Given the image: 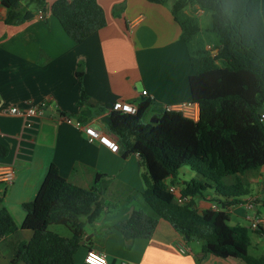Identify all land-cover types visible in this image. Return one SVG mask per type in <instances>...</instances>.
Listing matches in <instances>:
<instances>
[{
  "label": "crops",
  "instance_id": "0c3cea01",
  "mask_svg": "<svg viewBox=\"0 0 264 264\" xmlns=\"http://www.w3.org/2000/svg\"><path fill=\"white\" fill-rule=\"evenodd\" d=\"M54 1L46 0L43 8L28 6L32 18L13 25L4 22L6 8L0 3V107L24 108L27 103L44 99H48L49 105L29 127L21 117L0 114V148L5 153L0 155V166L11 165L14 172L0 207L8 211L20 231L24 218L22 204L35 197L50 164L57 167L65 180L84 188L92 184L96 173H102L109 182L102 196V212L85 230L86 237L93 231L91 235L104 233L110 238L113 225L135 210L130 205L122 218L118 214L109 218L110 195L117 191L122 198L128 197H124L126 192L141 196L144 190L141 160L136 153L122 158L120 150L112 152L98 141L89 142L83 127L66 123L63 116L108 133V114L117 99L138 102L150 98L164 107L188 102L190 49L172 15L175 0H166L164 4L147 0H96L103 10L105 25L80 42L73 41L51 14ZM195 6L193 14L189 7L182 13L198 19L206 10ZM237 7L242 10L241 18L248 14L251 23L264 35V0H240ZM39 9L44 11V18L38 16ZM198 33H203L200 26ZM195 47H202L199 39ZM79 65L83 73L80 84L76 78ZM81 91L88 99L79 106ZM142 91L147 95H142ZM245 176L241 182L247 194L232 204L227 213L232 226L247 227L246 216L250 213L242 202L248 197L255 199L252 215L264 216V165ZM192 180L205 182L200 174L182 167L173 184L180 189ZM166 182L170 183V179ZM220 200L213 188L192 197L198 211L212 209ZM14 212L22 214L18 220L13 218ZM250 231L256 236L254 240L249 236L250 245L264 244V230ZM19 234L28 240L32 232L21 230ZM71 236L70 232V237H63ZM116 239L123 247L121 234ZM182 240L171 224L161 218L152 236L133 240L118 264H244L235 258L212 254H205L197 261L203 242L197 241L200 252L194 253ZM17 241L12 235L0 240V264H9V250ZM90 249L103 252L108 264H116L121 253L106 252L105 248L97 249L93 245Z\"/></svg>",
  "mask_w": 264,
  "mask_h": 264
},
{
  "label": "trees",
  "instance_id": "16d2710c",
  "mask_svg": "<svg viewBox=\"0 0 264 264\" xmlns=\"http://www.w3.org/2000/svg\"><path fill=\"white\" fill-rule=\"evenodd\" d=\"M164 3L166 0H147ZM188 0H175L172 15L181 29V38L189 46L199 31L198 19L182 13ZM209 11L208 31L215 37L214 54L202 47L190 49L191 74L188 77L189 102L199 106V118L190 120L178 111L164 107L156 122H142L144 114L155 104L150 98L140 99L135 115L110 111L107 131L116 137L122 158L136 153L141 160V194L149 209L132 210L113 227L125 242L149 239L159 219L168 221L182 239L202 241L200 260L205 254L235 258L244 264H264V255L248 253V227L229 224L227 213L214 209L198 211L192 197L213 188L228 206L247 194L240 176L264 165V35L251 23L250 16L241 18L240 0H191ZM46 0H0L6 8L4 22L18 24L32 18L27 9L43 8ZM65 33L80 42L105 25V17L96 0H55L50 6ZM82 68L76 71L81 83ZM88 97L81 91L79 106ZM0 155H4L1 152ZM188 167L205 182H185L182 196L190 197L177 204L167 190L178 171ZM234 178L233 182H228ZM105 174L96 173L88 188L65 180L54 164L47 168L35 197L22 204L24 218L21 230L32 232L25 240L11 215L0 207V240L12 235L17 243L9 250V264H74L79 247L90 249L91 237L86 227L93 225L103 208L102 196L107 189ZM1 202V198H0ZM66 226L72 236L66 238L51 232L50 225ZM261 230H264L261 229Z\"/></svg>",
  "mask_w": 264,
  "mask_h": 264
},
{
  "label": "built area",
  "instance_id": "2783aa9c",
  "mask_svg": "<svg viewBox=\"0 0 264 264\" xmlns=\"http://www.w3.org/2000/svg\"><path fill=\"white\" fill-rule=\"evenodd\" d=\"M38 16L40 18H44V11L39 9ZM211 53L214 54V51L211 50ZM142 95H147L146 91H142ZM28 105L24 108H18L16 106L10 107H0V114L9 115V116H18L24 119V125L29 127L34 118L39 117L43 110L47 108L48 99H44L39 101L38 103H27ZM138 104L137 102H131L123 99H117L111 105L110 111H115L123 114L135 115L137 113ZM167 109H173L182 114V116L197 121L199 118V106L197 103L185 102L179 103L175 105L167 106ZM63 120L68 124H74L76 126L83 127L84 134L89 142L98 141L108 147L112 152H117L119 150L117 140L115 136L100 132L94 127L84 124L80 125V123L76 120H73L70 117L63 116ZM260 120L264 122V112L260 114ZM14 172L11 165H3L0 166V198L2 199L5 189L8 185L13 182ZM167 190L172 193L174 201L177 204H185L190 197L182 196L180 193V189H178L175 185L167 183ZM254 201L255 199L252 197H248L244 199L242 205L245 210L250 213L246 216L247 227L250 230L258 231L264 228V216H256L252 215L254 213ZM212 209L217 211H224L225 213H229L232 209L231 205L221 206L220 204L215 205ZM85 264H108L106 255L103 252L96 251L93 249L87 250L84 256ZM122 264H130V263H122Z\"/></svg>",
  "mask_w": 264,
  "mask_h": 264
},
{
  "label": "rangeland",
  "instance_id": "374dc122",
  "mask_svg": "<svg viewBox=\"0 0 264 264\" xmlns=\"http://www.w3.org/2000/svg\"><path fill=\"white\" fill-rule=\"evenodd\" d=\"M186 7H189L190 14H193L195 12V10H196V6L191 0L187 1ZM30 8L32 9L33 6H30ZM198 22H199V26H200V28H201L203 33H198L196 38L192 42L189 43V47L191 49H194L195 43L199 39V41H201V43H202V48L201 49H204V50L206 49L207 51H209V50L211 51L214 48L215 37L210 31H208V29L210 27V23H211L210 12L204 11L203 14H201L198 17ZM11 25H13V24H11ZM206 44H208V46L205 47ZM162 108H164V106L159 105V104H154L153 106H151L147 110V112L144 114L142 122H150L151 118L156 117L160 113ZM245 174L242 176V179L240 178V180L243 181L245 179V177H246ZM180 178L182 179V177H180ZM233 181H234V178H229L228 179V182H233ZM177 186H179V185H177ZM125 195H128V197L122 198L120 193L119 192L117 193V191H116V193H113V195H110L111 196L110 200L112 201V204L109 207V211H110L109 212V215H110L109 218H112V214L113 215L118 214L117 215V216H119L118 218H122L121 216L123 214V211L125 210V208L129 209L131 207L130 205H134L136 210H142V211H144L146 213L149 212V209L146 206L145 202L143 201L142 196H140L137 193H132V192H130V193L126 192L124 194V197H125ZM114 203H116V204H114ZM262 212L264 213V209L262 210ZM21 215L22 214L18 215L17 213L14 212L13 213V218L18 220V216H21ZM101 220H103V219H101ZM120 220H122V219H120ZM120 220H118V221H120ZM99 228H101V226H99ZM111 229H112L111 231L113 232V235L110 238H107V236L108 237L110 236L109 234H104V233L91 235L93 231H91L88 234V236H91V244L90 245H93L97 249L105 248L107 250L106 252H110L111 250L114 251V252L115 251H118L119 253L121 252L120 255L116 259V264H118L122 260L121 258H123L122 257L123 254L122 253L123 252H127L128 253V250L130 248V243L132 241L125 242L123 240V238H122V241H124V244H122V245H124V246L123 247L119 246V242H117L116 238H117V235H120V234H118L119 232L116 229H114V227L111 228ZM49 230L53 231V232H56V233H58L60 235L70 237L69 230L66 227H64V226L51 225V226H49ZM248 234H249L251 240H254L256 238V236H255V234L253 232L250 231V232H248ZM182 242L185 245L193 248V252L194 253L200 252V250H199L200 249V245H199V243L196 240H189L187 242L182 240ZM262 242L264 243V241H262ZM248 253L250 255L256 256V257L264 255V244H261L260 246L250 245L249 248H248ZM85 254H86L85 247L80 246L78 251L74 255V264H85L84 261H83Z\"/></svg>",
  "mask_w": 264,
  "mask_h": 264
},
{
  "label": "water",
  "instance_id": "95a60500",
  "mask_svg": "<svg viewBox=\"0 0 264 264\" xmlns=\"http://www.w3.org/2000/svg\"><path fill=\"white\" fill-rule=\"evenodd\" d=\"M150 122L151 123H155L156 122V118L155 117L151 118V121ZM90 237L91 236H87L83 241H81V244H83L85 241L89 240Z\"/></svg>",
  "mask_w": 264,
  "mask_h": 264
}]
</instances>
